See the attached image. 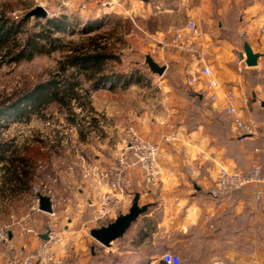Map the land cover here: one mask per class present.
<instances>
[{
  "label": "crops",
  "instance_id": "crops-1",
  "mask_svg": "<svg viewBox=\"0 0 264 264\" xmlns=\"http://www.w3.org/2000/svg\"><path fill=\"white\" fill-rule=\"evenodd\" d=\"M118 1L105 3V9H118L121 13L124 7ZM135 7L136 16L149 15L161 23L155 28L160 33L158 52L153 55L158 63L168 67L171 63H191L190 67L198 70L200 62L181 43L188 41L199 50L209 45L207 62L221 89L217 101L212 102L204 79L191 85L187 81L190 75L179 77L167 69L163 75L151 73L145 83L133 82L130 90H151V96L147 94L126 106L115 100H101L100 90L96 91L92 103L95 115L90 126L93 137L99 140V149L91 152L95 163L107 164L114 158L117 149L124 145L130 124L144 138L162 146V174L158 182L146 184L138 169L131 174L133 195L121 203V213L129 210L137 192L140 205L147 204L148 209L120 238L125 244L116 246L121 257L117 264H161L158 258L165 250L179 251L187 264H264V185L227 192L219 198L209 193L221 166L246 168L255 159L264 158L257 152L263 145L262 138L238 139L231 132L232 116L225 112V95L230 90L243 99V107L239 108L243 118L256 124L261 122L264 0H135ZM192 20L203 31L200 37L189 32L187 25ZM178 34H182L180 43ZM245 43L260 54L255 66L238 62ZM172 77L179 81H170ZM127 87L125 82L111 81L109 90L103 93L124 95ZM100 116L104 119L100 120ZM171 136V141L165 139ZM42 160L38 162L44 164ZM44 166L41 169L37 163L32 178H24L26 183L14 180L11 165L2 172L0 169V200L10 196L6 217L19 218L13 209L15 202L25 197L31 202L30 186L35 172H39L57 196L66 197V201L56 205L54 215L41 212L47 215L43 216L47 218V227L66 220L64 230L59 232L61 240L75 232L74 225L91 222L88 203L96 195L81 166L73 174L54 167L48 172ZM55 175H59L58 182L50 179ZM257 190L262 191L261 200L253 199ZM41 213L36 216H42ZM38 234L24 236L21 230H13L9 245L18 248L13 254L33 253L48 243V239L42 238L43 233ZM116 248L107 247L112 252ZM129 257L133 258L128 263Z\"/></svg>",
  "mask_w": 264,
  "mask_h": 264
},
{
  "label": "rangeland",
  "instance_id": "rangeland-1",
  "mask_svg": "<svg viewBox=\"0 0 264 264\" xmlns=\"http://www.w3.org/2000/svg\"><path fill=\"white\" fill-rule=\"evenodd\" d=\"M111 1L0 0V15L4 13L16 21L26 20L24 29L19 35L21 40H24L29 32L39 34L43 28L50 27V19L56 18L63 22V28L53 33L55 42L41 41L43 45L41 53H36L31 59L19 62L7 59L0 66V157L3 156L0 158L1 172L2 169L10 167L8 157L12 155L13 151H21L24 146H28L27 141L31 136L37 139L38 145L42 147L41 152L44 155L42 162L48 172L53 170L52 167L56 170L58 168L66 171L69 165L74 164L77 160L76 154L67 141L77 140V137L83 153L91 156V152L95 148L99 149V140L93 137L91 125H88V122L94 120L95 112L92 109V103L97 90L101 92L98 95L99 99L108 102L115 100L118 105L120 102L125 106L131 104L132 101L139 100L140 97H146L147 94L151 96V90H130L132 86L134 87V81L126 83L125 80L117 81L127 84L128 87L124 88V95L107 94L108 92L104 94V90H109L111 81L94 83L87 79L90 71L80 67H67L64 72L61 70L60 63L73 46L86 43V39L91 35L112 32L111 40L115 44L119 58L117 61L106 62L104 71L109 73L121 71L129 76H134V79L140 76L141 78L138 80L140 83H145L151 77L149 67L145 64V54L149 53L153 56L158 52L160 33L155 28L161 25L160 21L158 19L154 21L149 15L144 18L136 16L135 0H121L122 2L119 0L118 2L124 7L121 13L118 9H105V3ZM39 5L49 11L48 17L27 16V13ZM164 34L166 36L167 32ZM162 41L165 42L166 38L164 37ZM190 64L171 63L167 69L179 77L189 76L193 71H197L191 68ZM52 78H56L58 81L57 92H61V94L64 89L67 90L69 84H74L75 92L80 99H72L70 107L52 99H48L49 103L46 104L27 103L24 99L26 95L18 99V96L25 91H31L36 85L43 84ZM170 81L177 83L179 80L172 77ZM15 100H17L16 103H14ZM80 102L87 104L82 106ZM98 118L104 119L101 116ZM74 166L76 170L81 166V162L75 163ZM41 181H45V179L39 172H35L32 182ZM15 203L13 209L17 213L16 215H20L19 217L28 212L31 213L32 218L29 220V224L34 223L36 227L38 226V233L47 234V231L52 228L58 233L64 230L66 225L64 219L61 220L62 222L59 221L55 225L47 227V218L43 217L47 215L39 212L42 216H36L37 213L31 211V202L28 197ZM24 211L26 212L24 213ZM65 211H68L67 207H65ZM1 217L3 221L9 222L6 214L2 213V209ZM98 226L101 225L91 222L74 225V234L72 233L69 237H64L61 240L59 238L58 242L52 245L51 251L58 259L62 260L63 264L74 262L84 264L119 263L121 257L116 246L123 247L124 241H120V239L114 241L111 248L115 247L117 250L112 252L111 249H107L90 235V229ZM13 228V230H20L18 225ZM38 240L40 241V239ZM9 244L10 242L1 246L3 252L1 263H5L17 248H11ZM180 244L182 246V241ZM173 252L178 253L184 261L182 253L174 250ZM132 258L129 257L127 262L129 263Z\"/></svg>",
  "mask_w": 264,
  "mask_h": 264
},
{
  "label": "built area",
  "instance_id": "built-area-1",
  "mask_svg": "<svg viewBox=\"0 0 264 264\" xmlns=\"http://www.w3.org/2000/svg\"><path fill=\"white\" fill-rule=\"evenodd\" d=\"M187 27L192 36L200 37L203 33L201 27L193 20L188 22ZM180 40H182V34L177 35L179 43ZM181 45H184V48L200 62V68L190 74L188 83L192 85L204 79L210 100L216 102L219 97L218 91L221 89V83L213 76L211 65L207 62L206 56L209 53L210 46L207 45L199 50L188 41L184 44L182 42ZM237 59L241 65H245L244 57L238 55ZM225 98V112L229 116H232V134L240 140L253 137L262 138L263 145L258 148L257 152L259 155L264 156V100L260 101L262 119L260 124H256L251 120L244 119L240 114L239 108L243 107V99L237 97L230 90L226 92ZM88 125H91V122H88ZM171 138L172 136L165 139L171 141ZM36 142L38 140L31 136L27 141V145H33ZM67 143L71 145L73 152L76 154L77 160L74 164L81 162L83 174L88 179L96 195L95 199H89L88 203L92 209L91 223L95 225H106L121 213V203L133 195L131 174L134 170L138 169L141 172L146 184H154L160 180L162 174L160 167L162 146L157 142L144 138L132 124L127 126L124 145L117 149L114 158L107 164H97L90 155L84 154L80 148L78 137L77 140L72 139L67 141ZM74 164L66 168L70 174H73L75 171ZM43 166V163H38L39 168L43 169ZM50 179L52 182H58L59 175L51 176ZM262 185H264V158L255 159L246 168L221 166L210 194L216 198L223 193L237 192L245 188ZM30 188L31 211L35 213L43 212L40 209L41 195L50 197L53 212L48 214L51 215L55 214L57 204L66 201V197L57 196L55 191L45 181L33 183ZM253 199L261 200L262 191H254ZM10 203V196H5L3 200H0V212L2 209V213L6 214ZM31 218V213L28 212L19 218L11 215L8 219L9 222H5L0 214V264H63L62 260L58 259L51 251L52 245L56 244L60 238L59 233L53 228L47 231L48 243H45L44 246L39 247L33 253L23 256L13 254L6 259L5 263H1V259H3L1 246L11 242L12 235L10 234H13V226L18 225L24 236L40 235L37 232L36 225L34 223L29 224ZM158 261L161 264H187L178 253L171 250L163 251ZM212 264L230 263L214 261Z\"/></svg>",
  "mask_w": 264,
  "mask_h": 264
},
{
  "label": "trees",
  "instance_id": "trees-1",
  "mask_svg": "<svg viewBox=\"0 0 264 264\" xmlns=\"http://www.w3.org/2000/svg\"><path fill=\"white\" fill-rule=\"evenodd\" d=\"M25 21V19L21 21L13 20L4 13L0 15V66L2 62L7 59H9V61L19 62L31 59L36 53H41L43 48L41 41L55 42L53 36L54 31H60L63 28V22L61 20H57L56 18L50 19V27L43 28V31L39 34L29 32L26 38L21 40L19 35L24 29ZM111 33L112 32H106L91 35L86 39V43L73 46L72 50L66 54L65 59L60 63L62 72H64L67 67H80L90 71V74L87 75V79L94 83L124 80L126 83L131 81L138 82L141 78L140 76L134 79V76H129L121 71H111L110 73L104 71L106 62L117 61L119 58L116 53L115 44L111 40ZM57 87H59L58 81L56 78H52L43 84L40 83L36 85L31 91H25L18 96V99L26 95V98H24L25 102L39 104L49 103L48 99H52L60 104L68 105L67 107H70L69 105L72 99H80L75 92L74 84H69L67 90L64 89L62 94L61 92H57ZM16 101L17 100H15L14 103H16ZM17 104L19 105V103ZM86 104V102H80L82 106ZM38 144L39 142L35 143L33 146H24L21 151H13L9 158V162L14 169L15 181L20 182L23 181L24 178L26 181L32 178L33 169L38 163V160L44 156L41 152V146ZM225 194L226 193H223L216 198Z\"/></svg>",
  "mask_w": 264,
  "mask_h": 264
},
{
  "label": "water",
  "instance_id": "water-1",
  "mask_svg": "<svg viewBox=\"0 0 264 264\" xmlns=\"http://www.w3.org/2000/svg\"><path fill=\"white\" fill-rule=\"evenodd\" d=\"M27 16L46 18L49 16V11L44 6L39 5L27 13ZM259 55V53H256L252 50L248 43L244 44L241 57H244L248 66L257 65ZM145 64L148 65L151 73L157 75H163L168 68L167 64L158 63L149 53L145 54ZM40 199V209L42 211L52 213L53 206L50 197L41 195ZM139 200L140 194L137 192L134 194L131 206L126 213L119 214L113 221L107 223L106 225L91 228L90 235L103 246L111 247L113 242L122 238L131 228V226L137 221L139 216L147 211L148 205H140ZM42 238L47 240L48 234H42Z\"/></svg>",
  "mask_w": 264,
  "mask_h": 264
}]
</instances>
